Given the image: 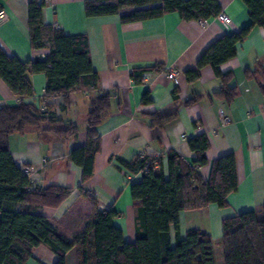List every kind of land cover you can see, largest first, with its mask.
<instances>
[{"label":"crops","instance_id":"obj_1","mask_svg":"<svg viewBox=\"0 0 264 264\" xmlns=\"http://www.w3.org/2000/svg\"><path fill=\"white\" fill-rule=\"evenodd\" d=\"M30 1L0 0V9L6 15L0 21V46L22 62L43 59L48 53V50L31 48ZM87 1L95 0H43L42 20L67 35L87 37L99 88L113 94L110 112L98 127L100 149L94 158L93 175L85 183L81 182V168L69 160V153L85 142L89 100L98 91L73 92L66 110L60 109V98L54 100L56 115L77 125L75 137L60 141L51 133L38 130L10 135L11 155L17 164L28 168L34 185L72 189L58 207L33 210L72 240L89 227L96 213L114 208L119 213L114 224L122 230L124 240L132 243L136 232L130 185L139 182L142 174L126 173L116 158L130 161L143 152H161L159 166L167 178L166 152L174 150L191 162L194 154L187 141L204 134L210 143L206 152L209 163L233 154L238 188L228 196L225 208L210 204L181 212L178 228L170 227V237L174 242L188 230L199 229L207 232L212 240H220L224 219L264 204V93L260 88L261 79L248 73L264 55V29L252 28L247 38L237 45L236 55L220 64V73L229 74L227 84L235 87L234 97L227 100L216 93L221 90L222 82L210 66L201 68L198 80L191 84L185 71L196 68L197 60L212 42L249 25L248 10L241 0H217L222 13L230 17V24L216 19L205 23L186 22L176 13L121 23L118 15L87 17ZM155 64L160 65L159 71L145 73L140 84L133 82V69ZM170 70L177 71L175 79L169 77ZM27 78L33 87V97L24 101H34L40 106L46 77L42 73H28ZM174 89H177V99L172 94ZM146 92L151 102L143 104L141 99ZM195 95L200 96L198 101L185 106L184 102ZM19 102L0 79V106ZM174 110L178 113L174 121L161 128L150 126L151 114ZM222 117L228 122L224 123ZM199 172L203 179H208L210 165L200 167ZM56 260L52 251L39 245L32 248L27 264H54ZM67 264H75L72 254L68 255Z\"/></svg>","mask_w":264,"mask_h":264},{"label":"trees","instance_id":"obj_2","mask_svg":"<svg viewBox=\"0 0 264 264\" xmlns=\"http://www.w3.org/2000/svg\"><path fill=\"white\" fill-rule=\"evenodd\" d=\"M248 10L249 25L237 32L227 33L212 42L196 62V68L185 71L189 84L199 78V70L210 66L222 82L216 92L227 100L235 95V87L227 84L229 74L220 73V64L236 55L237 45L243 42L254 27L264 29V0H241ZM43 0L28 3V29L33 50H48L43 59L22 62L0 46V79L10 92L20 99L11 106H0V264H27L33 247L44 245L56 256L54 264H67L69 254L75 264H215L213 240L202 230H188L184 237L172 242L170 227L179 225L183 211L215 204L228 205V196L238 188L233 154L210 163L206 152L210 143L201 134L188 139L194 154L188 162L174 150L166 152L168 177L159 166L160 158L143 153L130 161L116 158L126 173H141V180L130 185L134 208V242L124 240L122 230L114 224L119 213L114 209L98 212L91 224L72 240L65 238L54 225L34 208L58 207L72 192L69 187L34 185L23 166L13 159L9 137L28 130L51 133L60 141L75 137L76 124L60 119L53 110L54 100L60 98V109L66 110L71 94L91 89L98 94L89 100L86 116L85 142L69 153V160L81 168V182L88 181L94 172V158L100 149L98 127L110 112L113 94L101 91L97 72L92 67L88 39L85 35H67L56 26L42 20ZM176 13L186 22L205 23L215 19L222 9L217 0H95L85 3L87 17L118 15L121 23L157 19ZM160 65L135 68L131 79L143 81L147 72L159 71ZM42 73L46 85L41 105L24 101L33 97V87L27 74ZM248 73L257 75L264 93V55L255 61ZM177 99V89L173 91ZM200 96L188 98L191 105ZM141 102H151L148 92ZM177 111L156 112L150 115L151 127H163L174 121ZM45 125V128L43 126ZM194 125H196L194 123ZM210 165L208 179L199 168ZM220 246L223 264H264V204L222 221Z\"/></svg>","mask_w":264,"mask_h":264},{"label":"built area","instance_id":"obj_3","mask_svg":"<svg viewBox=\"0 0 264 264\" xmlns=\"http://www.w3.org/2000/svg\"><path fill=\"white\" fill-rule=\"evenodd\" d=\"M5 19H6V15H5L4 11L2 9H0V21H3ZM215 19L218 20L219 22L223 23V24H230L232 22L231 19H230V17H228L224 13H220L218 16H216ZM176 74H177V71L176 70H170L168 72L169 77L172 78V79H175ZM222 120H223L224 123H227L228 122V119L226 117H222ZM143 154L144 155H146V154L148 155L150 153L144 152ZM151 154L154 155L155 157H159V156H162L163 155L161 152L151 153ZM23 171H24L25 174H28L29 173L28 168H24Z\"/></svg>","mask_w":264,"mask_h":264},{"label":"rangeland","instance_id":"obj_4","mask_svg":"<svg viewBox=\"0 0 264 264\" xmlns=\"http://www.w3.org/2000/svg\"><path fill=\"white\" fill-rule=\"evenodd\" d=\"M86 120V117H85ZM85 123L83 124V126ZM85 127V126H84ZM213 252H214V261L215 264H223V255H222V249L220 246V241L213 239Z\"/></svg>","mask_w":264,"mask_h":264}]
</instances>
